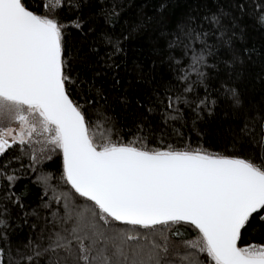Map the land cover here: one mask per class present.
<instances>
[{
  "label": "trees",
  "instance_id": "obj_1",
  "mask_svg": "<svg viewBox=\"0 0 264 264\" xmlns=\"http://www.w3.org/2000/svg\"><path fill=\"white\" fill-rule=\"evenodd\" d=\"M25 2L64 25L63 58L72 78L67 90L87 120L111 129L112 141L147 150L200 149L264 164V23L259 19L264 0ZM201 57L194 71L193 60ZM102 140L101 130L97 142ZM31 151L26 143H17L0 155L5 264H54L63 252L31 262L21 256L32 255L29 241L73 227L84 209L89 210L87 222L106 227L109 234H139L124 246L125 264L146 261L164 237L172 261L188 254L198 264H214L207 253L185 246L199 236L188 223L144 229L111 221L105 226L99 215H92L99 213L94 203L64 179L61 150ZM9 175L14 179L7 180ZM263 239L264 225H254L242 230L238 242L242 246ZM46 244L45 239L42 246Z\"/></svg>",
  "mask_w": 264,
  "mask_h": 264
},
{
  "label": "snow or ice",
  "instance_id": "obj_2",
  "mask_svg": "<svg viewBox=\"0 0 264 264\" xmlns=\"http://www.w3.org/2000/svg\"><path fill=\"white\" fill-rule=\"evenodd\" d=\"M62 3L57 0V6ZM259 19L264 23V15ZM63 27L30 10L25 0H0V118L19 122L18 131L0 128V155L38 131L47 134L49 143L62 150L64 179L94 203L99 213L92 215H99L105 226L116 221L149 229L185 222L199 232L185 246L207 253L214 264H264V244L238 246L242 230L264 225V164L200 149L147 150L112 141L111 129L102 121L87 120L70 97ZM201 59L194 58V71ZM232 95L239 104L235 90ZM101 130L103 140L97 142ZM88 211L81 210L70 229L29 241L32 255L21 260L63 252L54 264H125L124 246L139 234H109L106 227L87 222ZM6 227L0 217V239H6ZM164 240L136 264H198L188 254L172 261ZM3 253L0 247V264H5Z\"/></svg>",
  "mask_w": 264,
  "mask_h": 264
},
{
  "label": "rangeland",
  "instance_id": "obj_3",
  "mask_svg": "<svg viewBox=\"0 0 264 264\" xmlns=\"http://www.w3.org/2000/svg\"><path fill=\"white\" fill-rule=\"evenodd\" d=\"M0 128H12V129H16L18 131L19 122L15 121V120L0 118ZM9 140H11V137H9ZM25 143L28 146H30V148L32 150L31 152L34 154H42L43 152L46 154V152H50L55 148L54 145L49 143L48 138H47V134H42L39 131L37 133H34L33 136L30 138V140L26 141ZM253 244L254 245L264 244V239L261 243H250L247 245H253ZM247 245H242L241 247L247 246Z\"/></svg>",
  "mask_w": 264,
  "mask_h": 264
},
{
  "label": "water",
  "instance_id": "obj_4",
  "mask_svg": "<svg viewBox=\"0 0 264 264\" xmlns=\"http://www.w3.org/2000/svg\"><path fill=\"white\" fill-rule=\"evenodd\" d=\"M31 10V9H30ZM61 152H62V150H61ZM230 157V156H229ZM62 161H63V153H62ZM238 246H240V244H239V242H238Z\"/></svg>",
  "mask_w": 264,
  "mask_h": 264
}]
</instances>
